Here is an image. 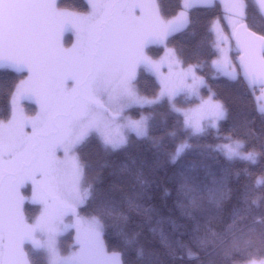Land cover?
<instances>
[{
    "label": "snow or ice",
    "instance_id": "obj_1",
    "mask_svg": "<svg viewBox=\"0 0 264 264\" xmlns=\"http://www.w3.org/2000/svg\"><path fill=\"white\" fill-rule=\"evenodd\" d=\"M213 2L183 0L177 17L165 21L155 0H90L93 11L71 19L56 10L55 0H0V62L26 67L30 81L22 95L36 94L42 101V112L32 123L31 135L23 133L12 120L7 125L0 123V264H28L22 251L26 241L35 249L45 250L47 264H123L119 252L108 256L104 251L102 225L96 217L81 227L83 221L76 208L91 198L93 185H83L86 166L72 155L73 149L92 131L100 133L104 147L113 151L127 144L123 129L138 138L147 135V117L117 123L126 107L156 103L141 97L134 87L136 66L144 64L155 70L143 48L185 30L191 24V9L207 8ZM256 3L264 16V0ZM137 8L139 17L132 11ZM227 8L233 36L241 46L245 79L253 89L264 86V35H257L246 22L247 0H229ZM69 24L76 28L78 42L66 51L59 45L57 29L62 31ZM212 64L217 71L235 78L234 72L227 71L226 60H213ZM177 75L181 85L162 82L161 96L171 98L183 91L199 97L204 78L197 77L191 67ZM68 81H72L71 89ZM257 111L264 115V104L258 105ZM184 115L185 128L196 135L204 131L205 122L217 127L226 110L211 94ZM225 139L228 142L217 145L216 150L226 159L256 163L258 154L245 153L243 141ZM187 147V143L178 145L173 160ZM60 149L63 160L56 158ZM29 181L33 202L42 206L35 225L27 224L24 218L25 198L20 194V188ZM256 183L264 185V177ZM69 214L77 219L65 224L64 217ZM69 227L77 228L78 251L65 257L59 254L56 236Z\"/></svg>",
    "mask_w": 264,
    "mask_h": 264
},
{
    "label": "trees",
    "instance_id": "obj_2",
    "mask_svg": "<svg viewBox=\"0 0 264 264\" xmlns=\"http://www.w3.org/2000/svg\"><path fill=\"white\" fill-rule=\"evenodd\" d=\"M182 2L156 0L160 17H172ZM57 6L73 12L89 8L87 0H57ZM222 15L216 0L207 8L194 7L191 24L165 39L179 60L193 65L204 78L202 91H210L223 104L226 115L216 129L194 135L185 128L184 116L166 98H160L154 104L128 110L148 118L146 136L138 138L130 132L127 144L113 151L91 133L75 147L80 163L86 166L83 185H93L91 198L76 212L99 219L105 250L119 252L123 264H240L264 259V185L256 183L264 177V115L257 111V89L253 95L238 73L234 62L238 51L233 44L235 78L214 72L212 25L216 18L223 21ZM246 22L264 35V16L256 0H247ZM70 35L68 30L66 43ZM146 48L154 56L164 50L163 45L154 43ZM25 75L23 70L0 67V121L9 119L10 98ZM135 83L146 96L155 95L159 88L144 68H140ZM195 101L183 94L173 98L179 106ZM24 102L26 111L34 113L35 105ZM225 137L241 139L245 152L258 154L256 163L226 159L216 150L227 141ZM182 143L188 147L173 160L172 152ZM20 190L25 197L24 217L33 221L40 207L28 199L31 183ZM75 233L76 227H70L59 235L57 245L62 253L75 246ZM22 247L29 264H47L44 249H35L29 242Z\"/></svg>",
    "mask_w": 264,
    "mask_h": 264
},
{
    "label": "rangeland",
    "instance_id": "obj_3",
    "mask_svg": "<svg viewBox=\"0 0 264 264\" xmlns=\"http://www.w3.org/2000/svg\"><path fill=\"white\" fill-rule=\"evenodd\" d=\"M216 1H218L222 7L223 21L220 18H216L213 22V25H212V29H213V33H214L213 45H214V48L216 50V54H215L214 58L212 59V61L217 60V61L223 63L226 60L227 61V71L234 72V74H235L236 71L234 70L233 60L231 59V49H232L231 33L233 31V28H232V22H231L232 21L231 13L229 12V10L227 8V4H228L229 0H216ZM87 2L89 5V8L86 12H73V11H70L68 9L58 8L57 0H55L56 10L58 12H64V13L68 14L66 17L68 19H71V17L75 16V15H80V16L89 15L93 11V9L91 7L90 0H87ZM155 4H156V0H155ZM182 4H183V2H182ZM156 7H157V4H156ZM132 11H133V14L137 17H139L141 15V11L139 8L134 9ZM181 11H182V7L172 17H170L168 19H163V20H165V21L172 20V19L176 18L177 15ZM68 30L71 31V35H70V41L68 43H66L64 41V36ZM57 34H58V39H59V45L66 51L71 50L73 48V46L76 45L78 42L77 30L71 24L64 26L62 31L58 28ZM154 44L163 45L164 50L160 55H157V56L151 55L147 51V48H146L147 45L143 48V53L148 58V60L151 62V64L155 65V70H153L152 68H150L148 66H145L144 64H140V65L136 66V68H135V78H136L140 68H144L146 71L150 72L155 77V79L159 85L158 91L153 96H146V95L139 92V90L137 89L135 80H134V87L141 97H145L148 100H158L160 98H166L171 103L172 108L175 111L178 110L177 112H180L184 116V120H185L184 113L190 112L191 110H194V109H197L202 100H207L209 98V95H211V92L210 91L203 92L202 91L203 86H201L200 90H199V97L188 95L183 91L178 93V94H183L186 97H190V98L194 97L196 99V101L193 103V105H190V106H179L178 104H175L173 102V98L176 95L174 97H171V98H169L167 95L161 96V90L163 87L162 82H167L170 85L175 84L176 86H180L181 80L177 74L181 73V72H187L190 67L193 69V71L195 72V75L197 77H202V76L197 74L193 65L183 64L179 60L178 55L176 54L175 50L172 47H169L165 44V40H163L162 42H155ZM232 65H233V67H232ZM0 67L10 68V69H14V70H23V71H25V74H26L24 79L18 83V85L16 86V88H15V90L12 93V96L10 98L11 115H10L9 119L4 120V121H0V123L7 125L8 122L10 120H12L15 122V124H17L18 126H20L22 128L23 133H25L27 135H31L33 132L32 123L39 118V116L42 112V101H41V98L36 94H23L22 95V93H24L25 89L29 85L30 73L26 67L17 68L15 66L8 64L7 62H0ZM212 67H213L214 72L216 74L225 75L223 72L217 71L216 68L213 66V64H212ZM191 83H192L191 78H189L188 84H191ZM68 87H69V89H71L72 81H68ZM215 100L221 103V101H219L218 99L215 98ZM24 101L32 102L35 105V112L34 113L30 114L26 111L25 106H24V103H25ZM255 103H256V107H258V105L264 104V87H260L259 89H257L256 95H255ZM133 106H138V105H131V106L126 107L122 113L123 119H118L117 123L125 124L128 120H140L141 117H145L144 115L134 116L131 113H129L128 110ZM218 123H219V121H218ZM218 123H217V126H218ZM207 128L216 129L217 127H209V126H207V123L205 122V128L204 129H207ZM123 132H124V135L126 136L131 131H129L127 129H123ZM91 133L97 134L101 139L100 133H98L96 131H92ZM91 133H89V134H91ZM132 133H134V132H132ZM232 139L242 141L239 138H232ZM227 142L228 141H225V142L220 143L218 145H222V144H225ZM75 147L73 149L72 155L77 157ZM175 150L171 154L172 157H173V154L175 153ZM245 153H247V152H245ZM56 158L59 160H63L65 158L64 151L62 149L57 150ZM32 196H33V186L31 188V193H30V197H29V199L31 201H33ZM39 207H40V212L38 213V215L35 217V219L33 221H28L25 219L27 224H29V225H35L36 224L37 218L40 216V213L42 210V206L39 205ZM23 214H24V212H23ZM68 216H71V219L67 220ZM68 216L64 217V223L65 224L74 223V221H73L74 216H72L71 214H69ZM92 217H95V216L79 215V218L83 221V224L81 225V227H87V224L91 221ZM69 228H67V229H69ZM67 229H63L59 232V234L56 236V241L58 240L59 235H61ZM76 240H77V237H76ZM76 240H73V243L75 244V246L72 247L66 253H62L60 251V249L58 248L59 254L61 256L67 257V256L71 255L72 253L77 252L78 251V244H77ZM100 240H101V229H100ZM26 242H29L31 244L30 241H26ZM101 242H102V240H101ZM57 247H58V245H57ZM22 251L24 254L23 259L28 261V258L26 256V253H25L23 247H22ZM104 251H105V249H104ZM105 252L107 253L108 256H111L114 253V252H107V251H105ZM46 259H47V254H46ZM28 264H29V261H28ZM240 264H264V259L263 258L262 259H251V260H248V261L240 263Z\"/></svg>",
    "mask_w": 264,
    "mask_h": 264
},
{
    "label": "water",
    "instance_id": "obj_4",
    "mask_svg": "<svg viewBox=\"0 0 264 264\" xmlns=\"http://www.w3.org/2000/svg\"><path fill=\"white\" fill-rule=\"evenodd\" d=\"M252 30V29H251ZM253 31V30H252ZM257 33V32H256ZM257 35H261L259 33H257ZM231 42L234 46V48L236 49V51H238V54L237 56L234 58V62L236 64V68L238 70V73L240 75V77L243 79L244 83L246 84V86L248 87V89L251 91V93L254 95L255 94V89H259L260 87H264V86H261V85H257L254 89L249 85V82L245 79V76H244V73H243V70L241 68V64H240V57L242 55V52H241V46H239L237 44V39L236 37L233 36V31L231 33ZM31 183V182H29ZM31 188H32V183H31ZM21 189V188H20ZM31 193V192H30ZM20 194L22 195L21 193V190H20ZM23 196V195H22ZM30 197V196H29ZM25 198V197H24ZM29 199V198H28ZM30 200V199H29ZM31 201V200H30ZM33 202V201H32ZM23 206V205H22ZM77 219L76 216H74V219L73 221H75ZM78 236V233H77V228H76V233L74 235V240H76V237ZM77 241V240H76ZM103 244V243H102ZM103 248H104V245H103ZM105 249V248H104ZM106 251V250H105Z\"/></svg>",
    "mask_w": 264,
    "mask_h": 264
}]
</instances>
